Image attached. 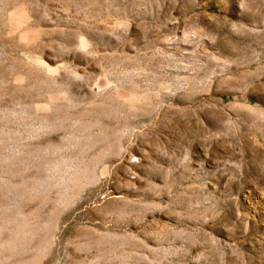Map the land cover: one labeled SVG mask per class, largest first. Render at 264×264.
I'll return each mask as SVG.
<instances>
[{
    "label": "rangeland",
    "instance_id": "rangeland-1",
    "mask_svg": "<svg viewBox=\"0 0 264 264\" xmlns=\"http://www.w3.org/2000/svg\"><path fill=\"white\" fill-rule=\"evenodd\" d=\"M0 264H264V0H0Z\"/></svg>",
    "mask_w": 264,
    "mask_h": 264
},
{
    "label": "bare ground",
    "instance_id": "bare-ground-1",
    "mask_svg": "<svg viewBox=\"0 0 264 264\" xmlns=\"http://www.w3.org/2000/svg\"><path fill=\"white\" fill-rule=\"evenodd\" d=\"M72 177V176H71Z\"/></svg>",
    "mask_w": 264,
    "mask_h": 264
}]
</instances>
